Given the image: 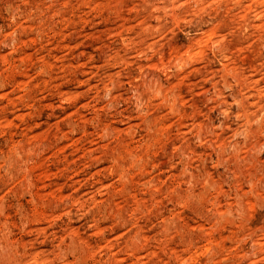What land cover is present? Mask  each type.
Segmentation results:
<instances>
[{
  "label": "rangeland",
  "instance_id": "1",
  "mask_svg": "<svg viewBox=\"0 0 264 264\" xmlns=\"http://www.w3.org/2000/svg\"><path fill=\"white\" fill-rule=\"evenodd\" d=\"M0 264H264V0H0Z\"/></svg>",
  "mask_w": 264,
  "mask_h": 264
}]
</instances>
